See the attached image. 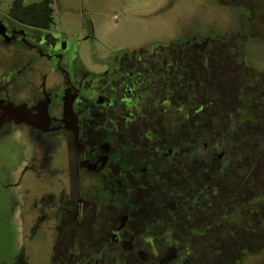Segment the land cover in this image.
<instances>
[{
  "label": "flooded vegetation",
  "instance_id": "obj_1",
  "mask_svg": "<svg viewBox=\"0 0 264 264\" xmlns=\"http://www.w3.org/2000/svg\"><path fill=\"white\" fill-rule=\"evenodd\" d=\"M216 1L241 16L252 4ZM10 8L0 12V140L16 143L21 160L0 177L4 195H15L21 234L6 254L9 264H232L237 253H251L240 238L232 261L206 259L194 247L235 243L227 231L218 234L215 214L231 215L239 203L230 192L207 199L200 191L201 137L217 127L222 96L230 147L260 143L243 145L231 134L248 133L240 112L264 109V74L249 81L238 60L244 19L231 35L189 31L166 44L118 50L91 68L52 20L25 22ZM212 155L209 166L222 160L229 171L232 158ZM29 175L46 187L27 189ZM263 195L250 197L255 212L264 210ZM230 215L220 221L231 223Z\"/></svg>",
  "mask_w": 264,
  "mask_h": 264
},
{
  "label": "rangeland",
  "instance_id": "obj_2",
  "mask_svg": "<svg viewBox=\"0 0 264 264\" xmlns=\"http://www.w3.org/2000/svg\"><path fill=\"white\" fill-rule=\"evenodd\" d=\"M11 1L0 0V12H4ZM21 1L24 4H31L40 0ZM249 7H251L249 13H242L241 16L234 9L220 5L216 0H52L51 4L53 30L64 35L67 47L70 50H77L84 65L91 68L98 64L96 61H103L118 50L166 44L189 31L198 34L200 31L204 33L216 30L231 35L230 30L235 27L240 15L241 22L242 18L244 19L243 27L246 31L243 29V32L246 40L245 55H240L238 60H241L248 69L249 74L252 75L249 81L253 82L264 74V0H252ZM248 27L252 28L256 35H252ZM224 77L223 74L222 79ZM223 84H217V91L223 92ZM258 101L263 102L262 99ZM219 102L221 108H217V127L207 128L210 131L202 133L201 159L205 165L202 164L201 168L210 167L212 170H209V173L211 172L210 175L213 176L223 171L228 180L227 189L223 192H230L233 200L239 203L231 215L230 212L220 214L219 209L215 214L218 224L220 223V227L216 228L218 234L225 237L227 231L228 235H233L236 245L228 241L207 247L195 244L194 247H200L204 251L203 254H206V259L215 257L217 260L224 258L232 261L230 257L237 252L236 247H241V244L238 245L241 243L238 238L246 239L249 247L247 245L242 247H247L248 252L251 253L243 251L237 253L232 264H264V220L257 223L255 221L259 214L260 219L264 218V210H261L262 213L255 212L252 207L256 202L250 199L261 189L264 190V109L256 105V115L251 121L246 116H241L246 114L250 116L251 111L240 112V119L245 123L247 121L245 126L249 125V128L248 133H244L245 138L236 133L237 143L245 145L259 141V145H248L243 149L233 147L231 154H228L226 149L229 147H225L229 145V138L226 135L228 132L222 128L230 122L227 116L229 113L225 110L228 102H225L223 96ZM238 122L239 120L236 119L235 123ZM252 127H255L258 133ZM204 146L210 149H205ZM17 148L14 142L0 140L1 175L2 172H14L20 165V153ZM212 154L223 158L227 155L232 158L233 164L229 166V171L225 170V162H221L222 160H213L214 163L209 166V158ZM238 173L240 175L238 180H231V176L237 177ZM243 174L248 175L243 176ZM210 175L207 174V177L212 178ZM5 183H7L6 177H0V237H4L8 244L6 249V245L0 241V264H9L6 254L11 253L13 244L19 240L21 234L16 221L18 208L15 195H9L10 197L4 195L3 192L7 190L2 185ZM44 183L47 182L35 175H29L24 180V186L30 190H42L47 185ZM205 183L202 187L204 190ZM211 185L213 186L214 183ZM202 194L209 199L212 192H202ZM241 196L249 203H240ZM228 215L231 217V223L225 224L224 221H220L222 216ZM208 249L211 251L210 254L205 253ZM40 252L39 247L35 254L40 261H43L44 257Z\"/></svg>",
  "mask_w": 264,
  "mask_h": 264
},
{
  "label": "trees",
  "instance_id": "obj_3",
  "mask_svg": "<svg viewBox=\"0 0 264 264\" xmlns=\"http://www.w3.org/2000/svg\"><path fill=\"white\" fill-rule=\"evenodd\" d=\"M51 4H52V0H40L36 3H31V4H24L21 0H12L10 3V7H11L10 12H11V16L15 17L16 19H23L22 21H25V22L29 21L31 23H38L39 22V24H41V25L45 23V25H46V24L50 23L52 20L53 10L51 8ZM254 114L255 113H251V115L248 116V118L251 119L253 116L256 115V114L255 115ZM231 134H232L233 140L236 141V138H237L236 133H231ZM234 134H235V136H234ZM226 135L229 138L228 140H230V138H231L230 133L226 134ZM244 138H245V136H244ZM263 143H264V141H263ZM231 145L235 146V143H231ZM231 145L225 146V147H229L228 149H226L228 154H231V149L233 148V147L230 148ZM212 156L219 157V155H216V154H213ZM206 172L208 173V170L206 168H205V171L202 169V177H201L202 180H201V186H200L201 192H223V190L227 189L228 180L225 177V173H223V172H221L220 174L217 173L218 175H216V176L210 175L212 178H208ZM224 177H225V180H223ZM239 177L234 176L233 181L238 180ZM206 178L209 180H206ZM204 183H205V190H204V188H202L204 186ZM211 183H214V185L212 186ZM206 188H208V189H206ZM202 195H204V194H202ZM202 198H203V196H202Z\"/></svg>",
  "mask_w": 264,
  "mask_h": 264
}]
</instances>
